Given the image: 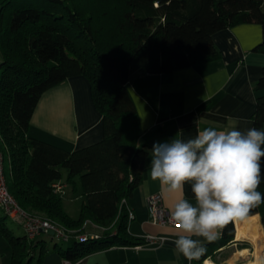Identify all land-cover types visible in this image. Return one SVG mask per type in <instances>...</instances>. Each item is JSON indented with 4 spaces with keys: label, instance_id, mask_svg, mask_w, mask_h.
Wrapping results in <instances>:
<instances>
[{
    "label": "trees",
    "instance_id": "16d2710c",
    "mask_svg": "<svg viewBox=\"0 0 264 264\" xmlns=\"http://www.w3.org/2000/svg\"><path fill=\"white\" fill-rule=\"evenodd\" d=\"M6 6L2 4L0 9V146L9 154L8 190L26 212L67 228H81L86 220L105 227L100 235H86L85 241L76 237L64 240H75L65 249L34 242L26 245L25 235L10 234L4 214L0 232L8 237L13 261L30 260L37 247L40 254L56 248L65 260L76 261L116 243L142 244L143 239L128 237V214L120 207L122 198L140 184L148 155L147 147L125 139L123 122L135 119L128 81L134 74L170 72L215 58L218 50L212 37L220 30L257 23L264 32V0L108 1L96 14L103 21L98 34L106 37L114 32L108 44L93 36V14L81 18L72 0H35L12 8L8 17L3 11ZM253 50L264 53V38ZM78 75L89 81L92 101L101 113L102 138L69 151L30 136V119L41 95ZM254 90L253 121L262 125L264 69ZM127 129L133 138L138 136L133 124ZM63 170L71 184L76 185L73 178H79L85 198L79 217L65 212L61 194L51 186L62 179ZM261 174L257 191L264 193V158ZM184 195L194 199L190 184L185 185ZM255 214L264 225V203L247 216ZM220 234L217 242L203 245L205 252L194 264L208 257L215 259L214 250L233 239L232 221ZM38 242L47 243L44 239Z\"/></svg>",
    "mask_w": 264,
    "mask_h": 264
},
{
    "label": "crops",
    "instance_id": "0c3cea01",
    "mask_svg": "<svg viewBox=\"0 0 264 264\" xmlns=\"http://www.w3.org/2000/svg\"><path fill=\"white\" fill-rule=\"evenodd\" d=\"M262 38L264 32L257 23L229 27L212 37L218 50L215 58L170 72L134 74L127 83L135 119L123 122L125 139H135L138 145L147 147L148 155L140 184L126 198H122L125 203L121 204V200L120 207H124L127 214L128 211L133 213V217L127 220L128 237L143 239L148 234L165 236L169 238L165 245L152 247L143 243H116L76 261L65 260L56 248L48 247L49 250L40 254L37 247L30 260L26 257L16 262L12 259L8 237L0 232V264H188V259L176 251L173 243L181 234L179 226H159L149 220L147 197L160 193L168 210L180 198L179 193H170L159 181L151 179V150L155 143L169 142L173 138L193 139L198 131L205 128L246 131L255 127L264 131V124L255 125L253 121L256 105L254 86L264 69V53L253 49ZM132 124L138 132L136 138L127 129ZM28 134L69 151L99 141L102 138V118L92 101L87 77L74 76L46 90L34 109ZM59 182L63 183L62 179ZM63 184L66 188L67 184ZM63 194L64 191L61 196ZM183 196L195 204L194 199L184 193ZM63 209L69 216L79 217L78 212L70 214L64 205ZM232 223L233 239L214 250L215 259L208 257L206 260L216 264H242L254 258L256 245L250 236L259 237L264 244V225L258 214L232 220ZM17 224L22 229L21 234L6 226L13 236L23 237L22 222ZM222 228L214 241L197 236L192 238L199 240L202 246L210 245L221 239ZM104 230L105 227L86 220L81 234L100 235ZM42 235L33 240L26 238V245H31V242L34 245H50L38 242L43 239ZM261 246V264H264V245Z\"/></svg>",
    "mask_w": 264,
    "mask_h": 264
},
{
    "label": "clouds",
    "instance_id": "9594fccd",
    "mask_svg": "<svg viewBox=\"0 0 264 264\" xmlns=\"http://www.w3.org/2000/svg\"><path fill=\"white\" fill-rule=\"evenodd\" d=\"M151 152V179L180 194L170 210V220L181 232L173 243L190 262L205 252L193 236L214 241L229 221L246 218L253 207L264 203V193L257 191L262 182L264 131L205 128L187 141L173 138L155 143ZM186 184L195 204L183 196Z\"/></svg>",
    "mask_w": 264,
    "mask_h": 264
},
{
    "label": "built area",
    "instance_id": "2783aa9c",
    "mask_svg": "<svg viewBox=\"0 0 264 264\" xmlns=\"http://www.w3.org/2000/svg\"><path fill=\"white\" fill-rule=\"evenodd\" d=\"M3 161L4 154L0 146V208L6 216L11 217L16 222H22L24 233L27 239L33 240L43 233L51 235L49 234L51 231L53 236L62 240H68L73 237H76L81 241L86 240L85 234H76L74 230L59 224L55 220L40 215L31 214L23 210L8 190L4 174ZM51 186L54 191L60 194L64 191V184L59 181L53 182ZM123 203H125V200H122L121 204ZM146 206L149 220L153 224L159 226H177L171 222L170 210L164 206L162 202V195L160 193L147 197ZM132 217L133 213L128 211V218L131 219ZM168 240L169 238L165 236L148 234L144 236L142 245L160 247L165 245ZM205 260L206 259H203L198 264H204ZM193 261L190 262L188 260V264H194Z\"/></svg>",
    "mask_w": 264,
    "mask_h": 264
},
{
    "label": "rangeland",
    "instance_id": "374dc122",
    "mask_svg": "<svg viewBox=\"0 0 264 264\" xmlns=\"http://www.w3.org/2000/svg\"><path fill=\"white\" fill-rule=\"evenodd\" d=\"M108 1H112L115 3V0H72L73 4L77 5V13L81 18H85L86 19V15H88L89 13L93 14V18H92V22H90L92 24V29H93V36L98 40V42H104L105 44L111 43L112 39H113V35L114 32L110 33V26L108 25L109 23L107 22V17H104V24L107 25L106 26V30L109 31L110 34H108L106 37L105 36H101L99 33V23L103 22L102 19H100L98 16H96V14L99 12L98 9H100L103 6H106ZM35 3V0H0V9H1V5L5 4L7 5L3 11L6 15V17L9 16L12 8H16V7H20V6H25V5H29V4H33ZM117 7V6H115ZM98 11V12H97ZM104 37V38H103ZM85 38H81L80 41L84 40ZM79 43V41H78ZM77 43V44H78ZM86 46V45H85ZM77 47V46H76ZM1 52H0V62H1ZM3 154H4V161H3V166H4V174H5V178L8 179L9 178V173H10V162H9V154L6 150H3ZM62 182L67 184V187L64 188V194L62 195V203L65 206V208L69 211L70 214H75L78 212H80V209L82 207V203H83V195L80 196V188H79V182L77 183V180H79V178L76 176V178L74 177L73 180L76 181V185L71 184V182L67 179V173H65V171L63 170V175H62ZM77 189V190H75ZM0 216H4V213L2 211V209H0ZM5 223L6 225L11 228L14 233L17 234H21L22 233V229L21 227L17 224V222L15 220H13L11 217L6 216L5 217ZM85 223V222H84ZM83 223V224H84ZM71 230H74V232L80 233L82 231H84L81 228L77 227V228H70ZM43 239L50 244L49 246L53 247V245H56L57 247H61V248H67V247H71L75 240H71V241H64L62 239H59L53 235H47L44 234L42 235ZM77 242V241H76ZM56 243V244H54ZM217 260V259H216Z\"/></svg>",
    "mask_w": 264,
    "mask_h": 264
},
{
    "label": "bare ground",
    "instance_id": "6f19581e",
    "mask_svg": "<svg viewBox=\"0 0 264 264\" xmlns=\"http://www.w3.org/2000/svg\"><path fill=\"white\" fill-rule=\"evenodd\" d=\"M246 234L243 233L242 235H246ZM247 235H249V234H247ZM250 237L253 239V241H254V243L256 245V249H255V252H254V258L252 260H248V261H246L245 263H242V264H261V260H262V252H261L262 251L261 250L262 246L261 245H264V244L261 243L259 237H257V236H250ZM262 263H264V262H262ZM204 264H216V263H214L210 259H207L204 262Z\"/></svg>",
    "mask_w": 264,
    "mask_h": 264
},
{
    "label": "water",
    "instance_id": "95a60500",
    "mask_svg": "<svg viewBox=\"0 0 264 264\" xmlns=\"http://www.w3.org/2000/svg\"><path fill=\"white\" fill-rule=\"evenodd\" d=\"M49 234H51V235H52L53 233L50 231V232H49Z\"/></svg>",
    "mask_w": 264,
    "mask_h": 264
}]
</instances>
